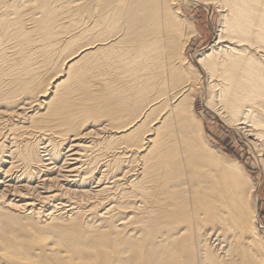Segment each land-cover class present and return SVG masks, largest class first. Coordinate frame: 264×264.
<instances>
[{
	"label": "bare ground",
	"instance_id": "obj_1",
	"mask_svg": "<svg viewBox=\"0 0 264 264\" xmlns=\"http://www.w3.org/2000/svg\"><path fill=\"white\" fill-rule=\"evenodd\" d=\"M31 1L40 5L42 19L29 18L24 13L23 6ZM193 1L208 7L214 4L225 20L212 52L199 59L212 81L219 80L215 87L219 89L217 97L222 108L214 112L264 157V0ZM58 2L57 7L54 0H0V30H19L17 36L26 44L32 37V31L26 27L30 22L32 28L45 30L51 40L62 24L61 10L67 9L63 12L78 16L83 33H91L84 49L66 62L68 75L78 76L73 85L80 84L81 93L76 88L79 102L71 103L76 95L74 88L65 89L56 106L42 101L52 106L53 117L60 116L70 126L66 132L76 134V117L78 121L95 117L101 111L96 106L146 104L167 82L175 77L180 82L186 79L181 67L172 62L179 55L177 48L187 44L185 22L180 20L173 0ZM3 38L0 36V42ZM86 68L97 73L93 86H100L97 93H82L86 89L82 82ZM27 70L25 63L20 75L21 91L29 86L23 77ZM61 86L58 83L54 89ZM32 99L5 94L0 83V106L7 108H0V156L5 149L10 153L6 163L9 168L3 173L4 179L9 176L14 182L5 193L27 187L33 195L27 196L29 200L24 198L25 203L14 210L40 219L38 223L50 229V234L65 236L74 244L76 254L99 244L104 249L99 257L107 263L111 252L120 264H255L254 256L264 247V234L255 223L258 205L254 206V222L249 229L240 221L242 214L225 208L221 185L224 173L229 172L242 203L243 197H251L254 183L236 175L231 165H219L217 156L204 147L195 126L186 124V113L177 110V106L183 109L189 100L187 95L181 96L177 104L173 102L158 128L145 132L148 134L144 145L149 147L145 157L138 154L142 140L112 147L115 140L124 137L129 142L140 135L143 120L126 137L120 131L112 132L113 126H103L102 142L94 139L73 149L70 146V163L61 150H56L50 135L44 134L42 138L49 142L44 148L46 159L33 151L32 143H20L19 139L27 134L25 121L35 111L31 110L36 105ZM86 100L94 101L88 110L83 107H89ZM159 108V104H153L142 119ZM153 133L155 138L151 137ZM102 145L109 149L102 154L107 156L103 164L94 158V162H82L77 167L81 159L75 156L85 158ZM21 147L28 149L27 154H22ZM76 147L82 153H74ZM25 155L37 156L29 177L20 169L21 165L31 163L29 158L23 161ZM63 157L66 159L60 165ZM53 175L55 180H61V193L46 190L52 187L46 182ZM41 176L47 180L40 182ZM20 179L25 185L17 187ZM14 218L15 215L0 210V264H42L41 257L67 263V249H73L72 244L61 248L51 240L62 239L46 235L33 245L35 225L29 220L23 222L24 218L13 222ZM83 223L86 230H82ZM18 227L23 233L18 232ZM246 231H250L249 236H245Z\"/></svg>",
	"mask_w": 264,
	"mask_h": 264
},
{
	"label": "rangeland",
	"instance_id": "obj_2",
	"mask_svg": "<svg viewBox=\"0 0 264 264\" xmlns=\"http://www.w3.org/2000/svg\"><path fill=\"white\" fill-rule=\"evenodd\" d=\"M54 4L58 7V0H54ZM173 4L175 8L179 10L178 16L180 20H184L185 22V42H187V44L184 45L185 47L180 46L177 48V53H179V55L174 57L172 62L174 66L181 67L182 70L180 72H182L186 79L183 78V81L180 82L175 77V79L167 82L166 86H163L161 92L160 89H158V95L156 94V96H153L146 104L141 103L138 106H117L113 104L109 106H96V108L101 111L95 117H88L85 121H78L76 117V124L78 127L76 134L66 132L69 131L70 126L64 123L60 116L53 117L51 114L52 106L42 103V101H51L50 103L56 106L64 90L67 88H74L76 95L74 98H71V103L79 102L76 88L79 93H81V89L79 88L80 84L76 82L75 85H73L78 76L74 75V77H71L73 76L72 74L68 75L66 72V62L84 49L83 46L88 42V39L91 38V33H83L82 27L78 26V16L63 12L67 9L61 10L60 14L63 15V20L59 21V24L60 22L62 24L58 25L56 36L51 40H49L45 30L41 28H32L33 25H31L30 22L27 23L29 25L26 27L28 31H32V37L26 44L22 43L17 36L20 34L19 30L15 28H11L6 32H1L2 30H0V36L4 37L0 42V83L1 87H3V93L33 98L32 103H36V105L31 108V110L35 111L29 113L31 119L25 121L27 122L25 133L28 135L22 136L19 139L20 143H32V147H34L33 151L37 152L40 157L44 156L43 158L46 159L44 148L46 145H49V142L45 140L48 138H44V140L42 138L44 134L50 135L53 143L57 145L56 150H61L63 155H65L67 159L69 158L68 162L70 163L73 162L70 161L72 157H69V155L73 153L68 151L70 150V146H73V149L74 146L78 147L81 143L89 142L94 139L102 142V137H105V134L101 131L103 126H113L110 127L112 132L120 131L126 137L129 130L140 123V121L144 120L145 122L143 121L144 123L140 127L142 130L139 129L140 135L131 138L129 142L124 139V137L122 140H115V144L112 147H121L131 143L132 140H142L139 145L138 154L145 157L146 153L149 151L148 145H144V137L148 134L145 132L158 128L162 122V118L167 115L171 106H173V102L177 104V100H179L181 96L187 95L189 100L187 104L183 106V109L177 106V110L186 113V124L195 126L197 135L203 138L201 142H203L204 147L206 150L210 151L211 154L217 156L219 165H231L235 168L236 175L243 178V180L247 178V180L254 183L255 189H251V197H243L241 203L239 198L242 197L237 196L229 172L224 173V185H221L224 188L222 195L226 201L225 208H227L229 212L242 214L241 223L244 226H249L248 228L250 229L251 224L254 222V206L258 205L259 215L255 223L258 229L264 234V157L260 155L258 148L254 147L249 140L230 125L228 121L214 112L215 109L222 108L219 103V97H217L219 89L215 87V82L217 81L219 83V80L216 79L212 81L208 71L199 64V59L212 52V48L218 41L221 34L220 32L223 30L225 20L214 4H210L208 7L202 4L200 5L197 2L195 3L193 0H173ZM23 9L25 10L24 13L27 14L29 18L41 17L42 19L44 16L37 1H31L25 4ZM74 23L75 25H73ZM82 34L84 37H81L83 36ZM25 63L28 64V70L24 71L23 77L25 80L29 81V86L27 89L21 91V85L19 84L21 81L20 75L24 70ZM76 67L80 68L78 65ZM83 75L82 82L86 85V89H83L82 93H97L96 91L100 86L93 88L97 80L95 77L97 73L89 71L88 69ZM58 83H61L62 86L59 89H54ZM102 87H104V85ZM86 101L89 102V107L83 106L84 110H88L90 105L94 103V101ZM132 101L135 102L136 100L132 99ZM153 104H159L160 108L152 115H149L150 117L148 116L146 119H142L143 116L150 111ZM0 108L4 110L7 109L4 105H1ZM107 112L111 113L108 114ZM173 115L174 114H172L171 117ZM79 122H81V124ZM170 122L171 121L168 120V123ZM16 133L20 136L22 135L20 131ZM151 137L155 138V134L154 136L151 135ZM103 146L104 145H102V148L97 147L93 152H88L85 158H81L80 155L75 156L81 159V163L77 164V167H79L82 162H94V158L101 160L103 164L107 156H103L102 154L109 150L103 148ZM77 147L75 151L73 150L74 153H82ZM27 150L28 149L21 147L23 155L27 154ZM9 154L10 153H7V149H5L0 156L2 159H0V181L2 182L0 184V194H5L4 197L0 196V210L15 215L13 222L21 220L20 218H24V220H22L23 222L29 220L28 222L35 225L33 226L34 229L32 232V237L34 239L33 245L39 243L41 240L40 238L43 236L50 235L54 239L63 240H51L59 247H70L69 245L72 243L64 239L63 237L65 236L61 237L59 233L52 235L49 233L50 229L42 228L38 223L41 221L40 219L27 217L14 210L15 206L25 203L22 201L24 198L29 200L33 195L30 194L29 188L27 187L25 190L17 188L13 193H8L9 195L5 193L9 190V186L14 185V182L11 181L13 178L8 176V178L6 177V179H4L3 173L9 168V165L6 164L10 161L8 157ZM66 158L63 157L60 165ZM23 159L21 158V160L25 162L26 159L31 162L29 163L30 165L23 164L20 167V169H22L21 173H27L26 177H29L31 174L30 170L36 167L37 156L25 155ZM136 165L137 163L135 162L133 167ZM220 169L222 168L220 167ZM54 177H56V175L49 178L52 179L50 182H46L49 186L50 184L52 185V187L46 190H49V192L53 194L61 193L62 190L59 187L61 180H55ZM35 179L36 178H34V180ZM43 180H47V178L41 176L40 182ZM20 182L21 183H18L17 187L25 185L24 181L22 182L21 179ZM218 183H221V181H218ZM248 188L250 187L248 186ZM5 222L7 221L5 220ZM82 226V230H86V223H83ZM260 226L262 228H260ZM17 229L18 232L23 233L20 227ZM249 235L250 231H246L245 236ZM72 245L74 247V244ZM43 246L44 245H42L40 249L43 248ZM103 250L104 249L99 244H96L88 251L84 250L82 254H76L75 247L73 249L70 247L67 249V251H69V258L65 264H120V262L115 261L114 253L111 252L109 253L110 262H104V260L99 257ZM71 251L74 253H71ZM254 257H256L254 260L255 264H264V247H262L261 252H258ZM258 257L261 259H258ZM37 258L39 257L37 256ZM39 259L44 260L42 264L61 263L53 259H43V257Z\"/></svg>",
	"mask_w": 264,
	"mask_h": 264
}]
</instances>
